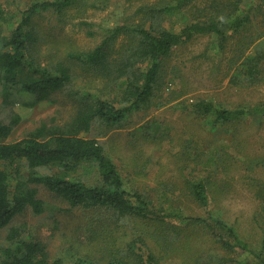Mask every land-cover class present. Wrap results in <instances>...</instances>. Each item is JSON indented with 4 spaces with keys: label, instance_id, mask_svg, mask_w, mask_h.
<instances>
[{
    "label": "trees",
    "instance_id": "1",
    "mask_svg": "<svg viewBox=\"0 0 264 264\" xmlns=\"http://www.w3.org/2000/svg\"><path fill=\"white\" fill-rule=\"evenodd\" d=\"M245 1H214L207 8L198 7L192 0L143 2L135 10V15L140 14L138 22L108 28L93 49L67 54L69 59L91 68L102 79L104 88L99 94L75 89L72 71L63 62L41 66L30 54L37 41L32 18L42 12L61 14L83 0L34 2L21 13L19 23L8 34L4 33V25L11 17H6L0 5V84L5 93L13 89L34 94L38 99H50L59 92L74 103V113L63 125L42 123L21 139L0 141V229L28 208L35 214L43 212V202L37 197L40 185L68 205L66 213L82 214L87 239L101 246L99 257L75 255L72 264H160L165 256L157 255L148 241L169 249L186 228L202 229L211 243L223 251L216 260L218 264L234 261L231 255L244 254L248 257L245 264H264L261 254L253 252L233 226L213 216L210 180L186 178L179 189L181 196L204 212L202 215H185L181 206L173 202L170 205L175 207L166 210L162 201L177 196L176 188L164 187L160 194L165 198L154 205L148 196L126 186L117 165L96 138L81 136L94 125L104 130L123 127L128 114L150 100L162 62L172 49L197 34L213 36L221 52L230 39L237 36L238 44L230 63L234 65L238 61L243 78L251 84L264 83V71L261 73L264 70V48L261 47L264 30L259 31V27L264 28V0L247 9L243 8ZM89 7L97 6L91 2ZM175 8L184 12L182 18L185 19L177 32L166 26ZM225 9L227 13L223 12ZM201 16L205 20H200ZM80 24L89 25L82 21ZM118 37L124 42H118ZM255 43L252 55H248ZM24 70L40 74L42 78L21 82L18 75ZM193 111L201 118L210 117L213 125L229 124L246 114H257L264 119V101L247 110L218 107L210 100H200ZM19 121L20 116L14 113L7 123H0V139L7 138ZM228 155L226 151L225 156ZM1 164L14 170L2 169ZM83 165L94 167L95 179L81 178L79 170ZM256 165H261V161ZM190 170L195 172L196 169L191 167ZM258 187L262 193L264 219V182ZM133 220L142 221L153 229L140 234L122 231L127 222ZM262 224L264 232V222ZM171 229L173 232H169ZM190 234L192 232L183 237L185 243H190ZM5 241L8 244L0 249V264H66L61 258L49 255L46 246L29 232L26 223L9 227ZM179 249L183 247L175 245L170 253ZM204 255L202 259L206 258Z\"/></svg>",
    "mask_w": 264,
    "mask_h": 264
},
{
    "label": "rangeland",
    "instance_id": "2",
    "mask_svg": "<svg viewBox=\"0 0 264 264\" xmlns=\"http://www.w3.org/2000/svg\"><path fill=\"white\" fill-rule=\"evenodd\" d=\"M37 1L41 0H0L6 17H11L4 25V33L14 29L21 13ZM153 1L156 0H83L61 14L39 13L32 18L37 41L30 54L41 66L63 62L72 71L75 89L99 94L104 88L102 79L91 68L69 59L67 54L93 49L108 28L138 22L140 14L135 15L136 8L143 2ZM214 1L221 3L225 0H192L201 8H207ZM91 2L97 7H89ZM245 2L243 8L247 9L260 0ZM182 16L184 12L173 9L166 26L177 32L185 22ZM200 20L205 17L201 16ZM81 21L89 25H81ZM259 28V31L264 30L263 26ZM118 42H124L123 38L118 37ZM257 43L248 55H252ZM237 44L235 36L221 52L213 36L197 34L174 47L162 62L153 94L146 105L128 114L123 127L104 130L94 125L81 136L96 138L117 165L126 186L148 196L154 205L163 197L160 191L164 187L176 188L174 194L177 196L162 201L166 210L180 205L185 215H202L204 212L181 196L179 189L186 178L210 180L213 216L233 226L238 237L264 258L262 193L258 191V186L264 182V119L257 114H246L235 123L213 125L210 117L201 118L193 111V106L200 100H210L218 107H244L247 110L264 101V83L251 84L243 78L238 61L234 65L230 63ZM261 47L264 48V43ZM40 78V74L31 70L18 75L21 82ZM7 92L0 84V123H7L14 113L20 116V121L7 138L0 139L2 142L21 139L42 123L63 125L74 113L73 101L63 93L57 92L50 99H38L36 95L23 91L11 89ZM226 151L228 156H225ZM257 161H261V165H256ZM191 167L196 169L195 172L190 170ZM1 168L14 170L3 164ZM79 174L89 181L96 176L94 167L89 165H83ZM37 188L43 212L35 214L28 208L1 228L0 249L8 244L5 241L8 228L26 223L29 232L46 246L49 255L61 258L66 264H72L75 255L99 257L101 246L87 239L83 215L74 211L66 213L68 205L65 202L44 187L38 185ZM172 202L175 206L171 207ZM145 224L133 220L127 222L122 231L151 232L153 227ZM190 232V243H185L183 237ZM204 233L199 228H186L169 249L157 247L151 240L148 244L157 255L165 256L160 264H218L216 260L223 251ZM116 237H119L118 233ZM176 239L177 235L172 241L176 242ZM175 245L183 249L171 254ZM203 255L206 258L202 259ZM231 256L234 261L227 264H245L248 260L246 254Z\"/></svg>",
    "mask_w": 264,
    "mask_h": 264
}]
</instances>
